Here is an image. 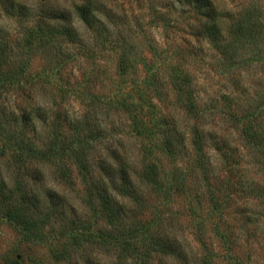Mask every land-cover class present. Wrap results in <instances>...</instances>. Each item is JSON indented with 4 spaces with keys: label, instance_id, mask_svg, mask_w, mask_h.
<instances>
[{
    "label": "trees",
    "instance_id": "obj_1",
    "mask_svg": "<svg viewBox=\"0 0 264 264\" xmlns=\"http://www.w3.org/2000/svg\"><path fill=\"white\" fill-rule=\"evenodd\" d=\"M255 4L0 0L16 24L0 22V217L48 250L30 263L248 264L234 245L264 239V109L204 101L184 62L206 42L232 69L264 25ZM157 29L181 34L170 63Z\"/></svg>",
    "mask_w": 264,
    "mask_h": 264
},
{
    "label": "rangeland",
    "instance_id": "obj_2",
    "mask_svg": "<svg viewBox=\"0 0 264 264\" xmlns=\"http://www.w3.org/2000/svg\"><path fill=\"white\" fill-rule=\"evenodd\" d=\"M221 7L228 8L235 19L239 17V13L244 9L250 2L259 3L255 4L253 13L256 18L260 17L263 19L264 23V0H216ZM255 8V9H254ZM0 22L7 25V27L13 31L16 28L15 21L12 19L6 18L2 13H0ZM250 26V24L248 25ZM262 28H258L256 31L257 34L255 38H250L249 41L243 47L238 49V52H235L236 64L232 69H227V66H223L222 53L219 50H209L207 43L203 44L204 52L202 56H192L187 58L184 62L185 67L188 69L192 67L195 73V81L197 89L199 90L200 97L204 101L213 103L216 101V105L220 107L223 103L225 95L234 96L238 98L237 101L243 100L245 95L250 98L251 103L260 105V108L264 109V25ZM161 30V29H160ZM155 30L153 32L155 38L158 41L159 47L168 49L167 52V62L170 63L173 54L177 53V49L180 46L181 52L182 42L179 39L181 36L180 33L173 35L170 31V36L167 35V39L162 31ZM185 37H188V34H185ZM223 45L231 44L232 36H226V38H221ZM180 52V53H181ZM179 56V55H178ZM175 61V60H174ZM87 64V63H86ZM107 67L113 71L114 61L111 59L107 63ZM75 73L80 71L76 68L73 69ZM168 74V71H167ZM143 73L139 74V79L142 77ZM167 87L171 88V85L168 83L167 77ZM98 88H102L98 85ZM113 88L111 81H108L106 86L101 90L102 92L110 93V90ZM113 90V89H112ZM244 91L245 93H241ZM174 93L171 94L173 96ZM73 100V99H72ZM154 102H158L155 98ZM245 101V100H244ZM243 101V102H244ZM242 102V103H243ZM71 111H76L77 114L82 113L83 107L79 100H73L70 103ZM234 107V106H233ZM264 116V111L261 112ZM221 116V114H219ZM217 114V118H219ZM162 161L167 162L168 166L169 159L162 158ZM47 180L49 185L60 189L65 192L66 195L73 201V204L80 206V192L77 190L64 189V186L54 178L51 170H46ZM251 234H253L254 229H250ZM235 249L240 254L247 255V251L250 254V261L248 264H264V239L261 241H256L255 237L250 240L240 239L235 243ZM22 257H21V255ZM49 252L45 246L38 244L26 243L22 240L18 231L15 227L6 221L4 218L0 217V258L9 256L11 259H21V264H32L29 260H32L34 263L40 259H48Z\"/></svg>",
    "mask_w": 264,
    "mask_h": 264
}]
</instances>
